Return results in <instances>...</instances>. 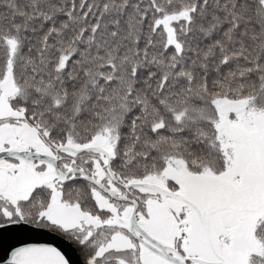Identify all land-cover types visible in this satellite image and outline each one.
Listing matches in <instances>:
<instances>
[{
	"label": "snow or ice",
	"instance_id": "6c2138e0",
	"mask_svg": "<svg viewBox=\"0 0 264 264\" xmlns=\"http://www.w3.org/2000/svg\"><path fill=\"white\" fill-rule=\"evenodd\" d=\"M0 264H264V0H0Z\"/></svg>",
	"mask_w": 264,
	"mask_h": 264
}]
</instances>
